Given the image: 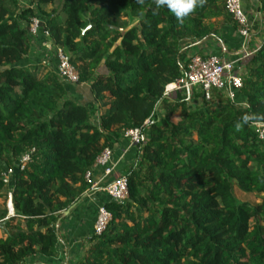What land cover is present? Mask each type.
Masks as SVG:
<instances>
[{"label":"trees","instance_id":"obj_1","mask_svg":"<svg viewBox=\"0 0 264 264\" xmlns=\"http://www.w3.org/2000/svg\"><path fill=\"white\" fill-rule=\"evenodd\" d=\"M30 1L41 17L36 36L34 8L0 0V198L10 189L14 211L0 209V264L54 263L57 226L88 191L86 173L131 129L143 141L123 172L128 198L103 203L110 221L100 236L91 232L77 264H264V142L252 128L264 123V43L245 65L235 102L215 90L205 101L198 91L189 110L183 93L163 95L190 45L237 27L226 0H204L182 21L155 0ZM44 38L52 49L32 58ZM58 49L77 84L58 76ZM79 84L92 93L87 105L75 94ZM24 154L29 162L18 170ZM7 168L9 186L1 180ZM235 189L260 202H238Z\"/></svg>","mask_w":264,"mask_h":264},{"label":"built area","instance_id":"obj_2","mask_svg":"<svg viewBox=\"0 0 264 264\" xmlns=\"http://www.w3.org/2000/svg\"><path fill=\"white\" fill-rule=\"evenodd\" d=\"M225 8L227 13L232 17L237 24L239 36L247 42L249 35V27L247 16L242 9V0H226ZM40 28V21L32 19L29 31L36 36ZM45 36L47 34L44 32ZM250 53L243 51V59L249 58ZM56 57L58 60V76L68 84H77L79 76L76 69L70 64L69 59L61 50H57ZM240 59L234 61H224L217 55L201 56L192 54L189 56L188 63L182 69V75L165 87L163 95L165 97L175 96L177 93H183L188 100L198 91L201 92L205 101L212 99L213 90L223 93V95L235 102L236 93L242 88V76L237 64ZM148 121L145 122V125ZM252 128L257 138L264 142V123L253 122ZM123 138L127 140L130 146L135 147L143 141L140 129L127 130L123 134ZM113 153L108 149H104L98 156L94 166L90 172L85 175V181L89 184V189L85 196L89 197L94 193L103 194L110 202L122 204L128 198L127 181L123 176L112 177L114 174L115 164L112 160ZM29 162V155L24 154L17 159L16 167L18 170H23L25 164ZM101 171L102 177L94 181V171ZM14 171L12 168H7L1 173V180L5 186L10 185L11 177ZM8 217L14 216V211L11 202V192L8 195ZM110 214L106 211L103 205H98L96 209V217L92 226V234L100 236L106 229Z\"/></svg>","mask_w":264,"mask_h":264},{"label":"crops","instance_id":"obj_3","mask_svg":"<svg viewBox=\"0 0 264 264\" xmlns=\"http://www.w3.org/2000/svg\"><path fill=\"white\" fill-rule=\"evenodd\" d=\"M242 2L249 27L247 42L239 36L237 27H228L223 29L218 36H210V38L190 45L188 56L192 54H199L201 56L217 55L224 61L240 59L241 61L236 67L239 69L241 76H243L245 65L249 59H243V51L245 50L252 56L264 43V13H261L259 10V0H242ZM38 40L36 41L37 46L32 52V58H40L48 52L43 50L47 39L45 40L44 38L40 42ZM197 93L193 96H196ZM78 99L83 98L80 96ZM196 99L198 100L199 97H196ZM134 152V147L130 146L127 140L122 138L119 141L113 151L112 160L116 167L112 177L123 176L124 169L131 163L134 157ZM101 177V171H94V181L99 180ZM106 201L107 198L103 194L99 192L94 193L89 197L84 196L78 204L67 211L68 213H65V219L57 226L60 236L59 256L51 264H77L84 257L85 251L88 248L85 237L89 238L87 234H90L92 230L97 206L103 205ZM35 260L38 262L36 264L48 263L42 257H35L28 259L25 264H34Z\"/></svg>","mask_w":264,"mask_h":264},{"label":"rangeland","instance_id":"obj_4","mask_svg":"<svg viewBox=\"0 0 264 264\" xmlns=\"http://www.w3.org/2000/svg\"><path fill=\"white\" fill-rule=\"evenodd\" d=\"M17 1H18L19 6L22 7V8H26V7L34 8V11L36 13V18L35 17L34 18L35 19H38V18L41 19V17L39 16V13L36 12V8L34 7V4L30 0H17ZM243 6H244V4L242 2V9H243ZM44 10H45V12H48L50 10V7H45ZM34 18H32V19H34ZM32 19L30 20V22L32 21ZM135 22L136 21L131 22L130 25L131 26L134 25ZM44 46H45V48L48 51H50L52 49V45H51L50 42H47ZM100 72L103 73L104 70L102 69V70H100ZM74 89L76 90L75 94H77V95H79V96H81L83 98L82 102H81L82 105H87L89 102L92 101V93L89 90L88 85H85V84L84 85H80L79 84V85L74 86ZM173 97L174 96L172 95L169 98L173 99ZM194 99H195V97L194 98L191 97L190 100L187 103L189 110L194 109L196 107V105L199 104V100H194ZM156 114L159 117L163 116L164 108H163V106H161V104H158L156 106ZM171 120H172V122L176 123L178 121V118H177V116H174V117L171 118ZM93 124L94 125H98V121L96 120V116L93 117ZM133 161H134V157L132 158L131 163L129 165H127V167H129L132 164ZM5 188L6 189L3 190V191H5V198L4 197L0 198V209L5 208L7 210V212H8V209H7V206H8L7 205L8 204L7 200L8 199L7 198H8V195L10 193V189H7V187H5ZM234 196H235V198L237 199L238 202L246 203V204L251 205V206H254V205H256L257 203L260 202V197H256L253 194H244V193L240 192L238 189L234 190ZM5 233H6L5 228L0 227V238H5ZM87 236L91 237V232H90V234L88 233ZM87 239L88 238L85 237V240H87ZM76 252H78V250H76ZM33 263L36 264L38 262H37V260H35ZM47 264H51V263H47Z\"/></svg>","mask_w":264,"mask_h":264},{"label":"clouds","instance_id":"obj_5","mask_svg":"<svg viewBox=\"0 0 264 264\" xmlns=\"http://www.w3.org/2000/svg\"><path fill=\"white\" fill-rule=\"evenodd\" d=\"M203 2L204 0H155L157 8L166 7L175 16L177 21H182L196 7L202 6ZM237 128H239V124Z\"/></svg>","mask_w":264,"mask_h":264},{"label":"water","instance_id":"obj_6","mask_svg":"<svg viewBox=\"0 0 264 264\" xmlns=\"http://www.w3.org/2000/svg\"><path fill=\"white\" fill-rule=\"evenodd\" d=\"M66 213H68V212H66Z\"/></svg>","mask_w":264,"mask_h":264}]
</instances>
